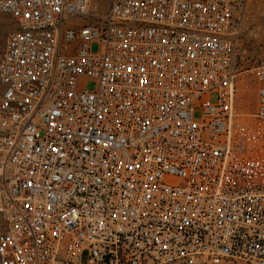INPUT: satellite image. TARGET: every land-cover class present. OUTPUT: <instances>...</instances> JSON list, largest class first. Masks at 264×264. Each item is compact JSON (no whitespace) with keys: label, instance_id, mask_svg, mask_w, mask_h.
I'll return each instance as SVG.
<instances>
[{"label":"built area","instance_id":"2783aa9c","mask_svg":"<svg viewBox=\"0 0 264 264\" xmlns=\"http://www.w3.org/2000/svg\"><path fill=\"white\" fill-rule=\"evenodd\" d=\"M246 1L0 0V264H264Z\"/></svg>","mask_w":264,"mask_h":264},{"label":"rangeland","instance_id":"374dc122","mask_svg":"<svg viewBox=\"0 0 264 264\" xmlns=\"http://www.w3.org/2000/svg\"><path fill=\"white\" fill-rule=\"evenodd\" d=\"M248 5L253 13L257 15L259 21H249L250 26L254 28L256 32L255 39L259 42V47L257 48L260 53L256 56L255 60L260 58H264V0H248ZM14 23L10 17L4 14H0V46L3 45L5 34L9 28H12ZM98 49V44L93 43L91 45V50L96 51ZM249 64V63H248ZM251 64V63H250ZM88 88H92L93 83L88 82L86 84ZM212 100L215 101L216 95L212 94ZM253 93L252 91H248L243 89L237 94V104L236 108L241 110L242 112H252L254 108L253 102ZM3 227V223L0 219V229Z\"/></svg>","mask_w":264,"mask_h":264},{"label":"crops","instance_id":"0c3cea01","mask_svg":"<svg viewBox=\"0 0 264 264\" xmlns=\"http://www.w3.org/2000/svg\"><path fill=\"white\" fill-rule=\"evenodd\" d=\"M249 21L259 20L257 15L250 9L247 0L243 9V29L245 38L240 45V58L243 65H247L254 61L256 56L260 53V51L257 50L259 42L255 39L256 32L254 31V28L250 26Z\"/></svg>","mask_w":264,"mask_h":264}]
</instances>
